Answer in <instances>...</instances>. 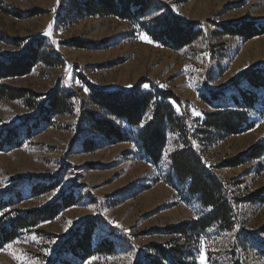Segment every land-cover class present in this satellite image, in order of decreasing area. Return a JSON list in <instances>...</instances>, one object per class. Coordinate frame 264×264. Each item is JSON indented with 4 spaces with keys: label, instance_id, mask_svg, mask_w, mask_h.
Wrapping results in <instances>:
<instances>
[{
    "label": "rangeland",
    "instance_id": "374dc122",
    "mask_svg": "<svg viewBox=\"0 0 264 264\" xmlns=\"http://www.w3.org/2000/svg\"><path fill=\"white\" fill-rule=\"evenodd\" d=\"M82 1L0 0V67L33 63L0 84L37 93L0 98V217L55 212L3 245L0 264H264V151L246 156L264 146V0H149L129 19L90 15ZM172 16L193 27L191 43H164ZM136 87L172 91L179 105L170 103L192 130L223 109L252 123L232 135L206 129L192 144L227 188L225 224L172 231L210 210L173 175L178 134H168L153 164L134 142L136 128L108 116L130 138L115 143L89 128L86 113L107 116L92 90ZM66 93L65 110L51 111L50 96ZM235 159L242 163L224 165ZM85 235L90 250L111 251L76 255L84 250L71 245Z\"/></svg>",
    "mask_w": 264,
    "mask_h": 264
},
{
    "label": "trees",
    "instance_id": "16d2710c",
    "mask_svg": "<svg viewBox=\"0 0 264 264\" xmlns=\"http://www.w3.org/2000/svg\"><path fill=\"white\" fill-rule=\"evenodd\" d=\"M82 2L83 11L90 15L115 16L120 19H129L142 13L148 9L151 3L149 0H83ZM132 6L136 9L132 10ZM177 20L172 16L171 20L166 22L167 26L164 28L163 34L167 38L165 44L170 43L173 47L178 48L191 43L197 33L193 32L192 26L181 25ZM155 38L161 40L159 36ZM32 64V62L22 64L19 61L11 66L3 65L0 67V77L26 74ZM259 77L255 76V78ZM36 94L28 89L0 84V98L3 99H30ZM213 96H216V93ZM69 97H71V93L50 96L49 108L51 111H64ZM171 100L179 105V99L172 91L153 89L141 91L137 87L126 93L92 90V103L102 109L107 116L99 117L93 112L86 113L89 128L112 143L127 141L130 138L123 131L122 125L116 124L108 116L124 122L129 127L136 128L134 142L153 164H157L161 160L167 145L168 134H178L181 148L171 154L173 175L180 183L186 184L187 191L191 195L197 196L202 205L210 210L191 223L173 227L172 231L185 233L186 230L205 229L217 221L225 224L231 211V204L227 199V188L222 180L206 168L192 144L198 139L199 134L206 132V129L215 130L217 136H220L219 134L232 135L243 132L251 127L252 123H246V115L242 111L223 109L206 114L201 127L192 130L184 121V116L175 111V107L170 103ZM249 104L246 105L250 106ZM243 123L245 126L242 128ZM263 148V145L258 144L246 156L256 158L262 154ZM241 163L242 160L235 159L225 161L224 165L237 166ZM42 189L48 190L50 187L42 185ZM51 208L12 210L4 213L0 217V248L18 237L23 230L33 229L40 222L50 219L55 214ZM71 246L75 250H84L83 255L75 253L81 257H89L95 252L109 253L111 251V249L101 247L97 250H90V235L80 237Z\"/></svg>",
    "mask_w": 264,
    "mask_h": 264
},
{
    "label": "snow or ice",
    "instance_id": "6c2138e0",
    "mask_svg": "<svg viewBox=\"0 0 264 264\" xmlns=\"http://www.w3.org/2000/svg\"><path fill=\"white\" fill-rule=\"evenodd\" d=\"M51 29H52V24H49L48 25V31L45 32V35H51ZM141 38L144 39L145 41L148 40L147 36H142ZM53 43H55V41H53ZM145 87H147V85H145ZM85 92H87V89H85ZM116 227H120V225H116ZM200 259L202 262L204 261L203 254L201 255ZM88 264H90V262H88Z\"/></svg>",
    "mask_w": 264,
    "mask_h": 264
}]
</instances>
